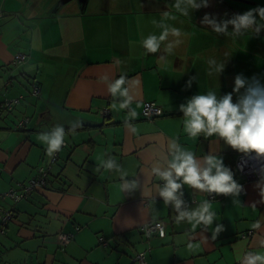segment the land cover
<instances>
[{"label": "crops", "instance_id": "1", "mask_svg": "<svg viewBox=\"0 0 264 264\" xmlns=\"http://www.w3.org/2000/svg\"><path fill=\"white\" fill-rule=\"evenodd\" d=\"M9 1L0 0V195L39 177V167L51 163L57 152L47 154L42 133L56 125L70 132L51 163L46 187L17 203L0 196V224L3 210L14 213L0 233V264H142L135 259L140 251H146L147 264H238L237 256L247 251L264 254V179L240 172L236 163L242 153L222 140L189 138L179 111L188 98L210 90L232 93L235 102L238 74L264 85V46L250 54L246 32L231 33L232 25L217 32L204 21L207 16L222 23L248 11L243 4L264 8V0H208L207 7L189 9L193 18L177 9V0H78L66 3L63 7L72 9L62 14L40 13L42 3L33 0ZM180 15L190 21L182 22ZM165 27L178 29L179 35L170 31L158 53L145 55L141 41L159 36ZM241 43L244 50L237 51L234 44ZM19 52L27 58L15 63ZM255 56L258 62L248 68ZM210 61L224 64V71L218 74ZM120 76L135 115L120 108L126 97L108 93L107 81ZM34 82L40 95L32 93ZM20 95L24 98L12 110L1 105ZM146 101H156L164 113L145 118ZM173 139L197 158L221 157L241 186L235 198H210L184 187L190 208L211 200L217 213L211 227L178 223L171 206L158 196L152 199L159 183L152 168ZM109 157L141 187L124 192L118 173L96 171ZM157 219L166 222V235L148 237L143 226ZM217 224L224 230L213 237ZM67 232L74 233L68 241L62 237Z\"/></svg>", "mask_w": 264, "mask_h": 264}, {"label": "clouds", "instance_id": "2", "mask_svg": "<svg viewBox=\"0 0 264 264\" xmlns=\"http://www.w3.org/2000/svg\"><path fill=\"white\" fill-rule=\"evenodd\" d=\"M208 0H177L176 7L184 15H189V9L196 10L207 7ZM258 14L264 20V8L251 9L243 14H237L232 19L217 23L209 19L208 24L214 26L217 32H225L229 25L233 26V33L240 35L249 30L258 33L264 24H259L256 19ZM179 35L178 29L164 28L157 35H149L141 41L144 54H156L161 50V42L164 41L169 32ZM172 47L169 44L168 49ZM216 65L215 61H210ZM224 64L216 65L218 74L224 71ZM192 77L189 81L195 80ZM126 79L124 76L107 81L108 93L112 97H126L120 102L121 109H129L132 115L134 110L130 109L132 97L128 89L124 87ZM244 89L241 93L240 90ZM233 92L237 93V99L233 102V94L227 93L222 96L215 91H207L206 94H196L179 105V111L183 113V132L189 138L198 139L201 135L205 138L222 140L225 145L245 156L256 160H264V85L256 78L251 81L242 74L235 77ZM79 126H82L79 123ZM74 129V128H72ZM65 129L62 125L54 126L50 131L40 135V140L47 146V154L51 157L60 151L65 142ZM102 167L105 171H114L119 174L122 183L120 188L124 192H133L141 187L138 178L128 180V173L117 161L111 157L103 160L96 171ZM264 172V168L261 169ZM152 175L159 183L155 185V195L163 200L165 207L171 206L176 213L175 220L187 222L193 226L211 227L216 221L217 213L212 211V202L204 199L198 202L195 208H190L184 200V187L200 193L217 194L239 197L241 186L234 179L231 169L224 165L223 159L215 154H207L197 158L193 151L187 150L176 139L169 142L167 155L162 161L157 162L152 168ZM264 179V177H262ZM144 185L142 192L144 193ZM260 195L264 198V187ZM254 227H258L254 225ZM223 225L217 224L213 237L223 231ZM238 264H264V254L257 251H247L242 256H237Z\"/></svg>", "mask_w": 264, "mask_h": 264}, {"label": "built area", "instance_id": "3", "mask_svg": "<svg viewBox=\"0 0 264 264\" xmlns=\"http://www.w3.org/2000/svg\"><path fill=\"white\" fill-rule=\"evenodd\" d=\"M26 58V53L19 52L16 54L14 61L15 63H21L25 61ZM32 93L34 95L41 94V86L39 85V83H33ZM23 98L24 95H20L13 99L5 100L1 105L5 109L12 110L16 104L22 101ZM106 111L104 110L103 113H105ZM163 113V108L156 101H146L144 103L143 115L145 116V118L152 119L156 116L162 115ZM27 121L28 119H24L19 123V125L23 126ZM66 145L67 142L65 141L62 147ZM57 153L52 158L51 163L57 161ZM51 163L48 166L39 167V177H33L27 183H21L18 188H11L9 191L5 192L3 195L1 194L0 196L4 198H10L14 202H19L22 199L26 198L32 190L39 187H44L47 184L48 178L50 176ZM236 167L249 179L260 178L264 176V172L261 171V169L264 168V160H256L254 158L241 154L237 160ZM216 196L217 194H209L210 198H215ZM13 214L14 213H12L11 211L3 210V214L1 215L0 233L6 232L5 224H7L8 221H10L14 217ZM143 230L144 233L148 236H151L153 233H158L161 236H165L166 222L163 219L150 221L143 226ZM62 237L64 240L68 241L71 237V234L64 233L62 234ZM101 239L103 240L104 238L101 237ZM136 260L140 261L142 264H147L146 253L144 251L138 253L136 256Z\"/></svg>", "mask_w": 264, "mask_h": 264}, {"label": "rangeland", "instance_id": "4", "mask_svg": "<svg viewBox=\"0 0 264 264\" xmlns=\"http://www.w3.org/2000/svg\"><path fill=\"white\" fill-rule=\"evenodd\" d=\"M70 1H78V0H33V3H37V2L42 3L41 8L39 7L40 13H46L47 10L50 9L54 13L62 14V13H66L72 9L71 8L72 6L71 7H68V6L63 7L64 5H66V3L70 2ZM168 1H174V0H168ZM9 2H7L6 4L4 3L5 8H8V6H10V4H8ZM43 2H44V4H47V5H44ZM243 5H245L249 10L256 9V7H254L251 4H243ZM171 6H173L175 9L174 4H171ZM73 7H77V10L79 9V6H77V4H74ZM255 15H256V19H257L258 23L264 24V20H261L258 14H255ZM187 16H189L190 18H193V15L191 13ZM180 17L182 18V22L190 21V19L184 15H180ZM180 30H184V29L181 28ZM231 33H233V29L231 30ZM263 35H264V28H263V31H259L258 33H255L251 30L247 31L245 36H244L245 37V45L244 46H245L246 51H248L249 53L250 52H254V53L260 52L262 50V47L264 46V36ZM241 42H242V37H241ZM231 45L232 44H230V48H231ZM234 47L238 51V50H240V48L242 49V43H241V46L234 44ZM234 47L232 46V49H234ZM243 50L244 49H242L241 51H243ZM251 57H254V56L251 55ZM254 62H258L257 56H255V60L248 66V68L252 67ZM262 76H264V75L262 74ZM32 89H33V86H32ZM59 110L61 112L68 113V111H67L68 109H59ZM102 117H104V116H102ZM69 132L70 131L66 132L67 133L66 136L69 134Z\"/></svg>", "mask_w": 264, "mask_h": 264}, {"label": "trees", "instance_id": "5", "mask_svg": "<svg viewBox=\"0 0 264 264\" xmlns=\"http://www.w3.org/2000/svg\"><path fill=\"white\" fill-rule=\"evenodd\" d=\"M47 184H48V183H47ZM47 184H46L44 187H46ZM36 189H38V188H36ZM36 189H34V190H36ZM32 191H33V190H32ZM9 199H10V198H9ZM16 203H17V202H16ZM76 229H79V226H77ZM67 233L71 234L70 239H72L73 236H74V233H73V232H67ZM147 236H148V235H147ZM101 237H103L104 239L102 240ZM101 237H100V240L102 241V244L105 245V246H107V245L109 244V241L107 240V238H106L105 236H101ZM148 237H149V236H148ZM70 239H69V240H70ZM140 252H142V251H140ZM140 252H139V253H140ZM144 252L146 253V251H144ZM137 254H138V253H137ZM137 254H136V256H137ZM135 259H136V257H135Z\"/></svg>", "mask_w": 264, "mask_h": 264}]
</instances>
